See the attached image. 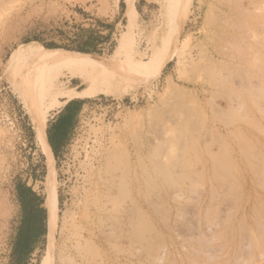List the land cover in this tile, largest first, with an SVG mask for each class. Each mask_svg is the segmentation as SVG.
Segmentation results:
<instances>
[{
  "label": "rangeland",
  "instance_id": "rangeland-1",
  "mask_svg": "<svg viewBox=\"0 0 264 264\" xmlns=\"http://www.w3.org/2000/svg\"><path fill=\"white\" fill-rule=\"evenodd\" d=\"M184 6L0 0V264H10L21 220L18 183L45 198L48 215V168L31 107L47 132L73 100L83 103L76 131L55 159L57 264H264V0H190L185 18ZM181 25L185 56L147 81L132 75ZM84 31L109 39L79 56L127 62L117 70L133 78L108 74L109 93L65 104L54 85L37 98L24 82L37 59L10 64L12 53L37 44L76 55L43 44ZM46 74L68 90L90 91L94 82L89 72ZM48 234L27 264L47 259Z\"/></svg>",
  "mask_w": 264,
  "mask_h": 264
},
{
  "label": "bare ground",
  "instance_id": "bare-ground-1",
  "mask_svg": "<svg viewBox=\"0 0 264 264\" xmlns=\"http://www.w3.org/2000/svg\"><path fill=\"white\" fill-rule=\"evenodd\" d=\"M86 0H84L85 2ZM177 6L185 4L183 8V17L185 18L189 12V1L190 0H171ZM263 4V3H262ZM128 15L130 17V24L133 18L132 6L128 9ZM182 25L176 30L166 31L165 35L161 40L160 49L152 57L150 63L143 64L137 63L134 65L132 70H135L132 75L137 77H142V81H147L151 77H156L163 69L173 56H178L182 59L186 53V43L180 40ZM131 32V25H129V31L124 35L121 40V44L124 45ZM37 44H26L17 48L11 55L9 63H13L19 59L27 57H35L38 61V69L33 71L29 77H24L25 86L35 89L37 91V98H41L43 90L50 88L54 85L56 87V97L65 98L66 102H69L76 98H88L96 95L98 93H109L111 90L108 88L110 81L107 79L108 74L116 75L118 78H123L125 80L132 79L129 74L131 71H126V75H123V71H118L117 68L125 67L127 62L116 61V60H106L98 57L88 58L85 56L72 55L60 53L57 51H47L42 46H36ZM188 54V53H187ZM186 54V55H187ZM51 69H57L61 72L67 71L68 73L74 75L79 72H89L92 75L93 86L90 91H77L75 89H64L57 84V76L50 77L46 74ZM125 69V68H123ZM130 72V73H129ZM97 73V74H96ZM153 79V78H152ZM151 81V80H150ZM67 88V85H66ZM113 91V90H112ZM63 104V105H64ZM32 108L33 115L37 118L36 122V139L37 144L40 147L43 155L46 157V165L48 168L47 174V199L46 207L48 209V228H49V240L51 244L50 253L43 264H57L54 256L53 249V239L55 237L57 229V213H58V192L55 180L56 174V162L52 151V148L48 141V136L46 132V119L41 115L39 108ZM58 259H62L59 255Z\"/></svg>",
  "mask_w": 264,
  "mask_h": 264
},
{
  "label": "trees",
  "instance_id": "trees-1",
  "mask_svg": "<svg viewBox=\"0 0 264 264\" xmlns=\"http://www.w3.org/2000/svg\"><path fill=\"white\" fill-rule=\"evenodd\" d=\"M100 25L108 27L102 22H100ZM86 33L89 34L86 35ZM108 39L109 37L96 35L94 31H84V33L76 34L74 39H68V43L51 42L43 45L47 49L65 48L64 51L83 55L99 53V45ZM82 104V102L74 100L69 102L63 109V113L69 114L67 120L60 124L55 133H52L51 128L47 129L48 140L53 147L56 159H59L56 147L69 144L70 137L74 134L77 123L76 125L73 123V115L81 112ZM69 135L71 136L69 137ZM17 195L21 205V220L11 241L10 264H27L31 254L38 247L41 248L45 242L48 215L44 207L45 198L38 195L26 184H17Z\"/></svg>",
  "mask_w": 264,
  "mask_h": 264
},
{
  "label": "crops",
  "instance_id": "crops-1",
  "mask_svg": "<svg viewBox=\"0 0 264 264\" xmlns=\"http://www.w3.org/2000/svg\"><path fill=\"white\" fill-rule=\"evenodd\" d=\"M63 109L64 108H62L61 110H59V111H57L56 113H54L53 114V116H52V120L51 121H49V123H48V128H51L52 129V133H55V130L60 126V124L62 123V122H64L65 120H67V118L69 117V114H65V113H63ZM78 117H79V113H75L74 115H73V123L76 125V123H77V121H78ZM47 128V129H48ZM75 131H76V128H75V130H74V134H75ZM74 134H72V136L71 135H69V137H70V140H69V144L71 143V141H72V139H73V137H74ZM48 136V135H47ZM49 141V140H48ZM50 144V143H49ZM69 144H67L66 146H57L56 147V149H57V153H58V155H59V158L63 155V152L66 150V148L69 146ZM50 146H51V144H50ZM51 148H52V151H53V154H54V150H53V147L51 146ZM54 157H55V154H54ZM55 159H56V157H55Z\"/></svg>",
  "mask_w": 264,
  "mask_h": 264
}]
</instances>
